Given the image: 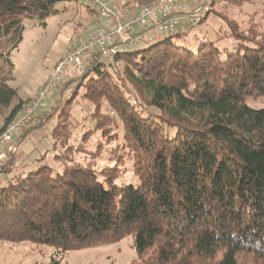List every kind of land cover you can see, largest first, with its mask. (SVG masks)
<instances>
[{
	"label": "trees",
	"instance_id": "trees-1",
	"mask_svg": "<svg viewBox=\"0 0 264 264\" xmlns=\"http://www.w3.org/2000/svg\"><path fill=\"white\" fill-rule=\"evenodd\" d=\"M74 1L0 0V67L13 71L25 21L45 20L56 4ZM223 1L210 0L211 11ZM227 25L241 37L239 26ZM184 36L160 37L110 61L95 54L80 84L94 101L97 130H120L119 159L131 162L138 183L60 166L49 149L17 153L0 167V241L66 254L132 236L138 264L264 263V107L248 104H264V37L228 53L219 39L196 50L173 43ZM18 99L0 72V111L12 108L0 135L26 111ZM102 100L111 110L104 116ZM56 128L51 136L68 140Z\"/></svg>",
	"mask_w": 264,
	"mask_h": 264
},
{
	"label": "rangeland",
	"instance_id": "rangeland-1",
	"mask_svg": "<svg viewBox=\"0 0 264 264\" xmlns=\"http://www.w3.org/2000/svg\"><path fill=\"white\" fill-rule=\"evenodd\" d=\"M109 1L118 12L127 8L134 10L144 5H139V0ZM209 2L210 0L206 3L204 0H198L190 4L191 13L186 15L190 22L195 20L193 24L184 22L179 29L166 33L155 30L152 34H146L145 38L139 37L138 44L130 50L143 49L163 36L184 33L182 39H173V43L196 50L204 41L219 39L218 47L232 53L241 47L242 43L247 45L246 39L253 36L264 37V0H224L213 12ZM87 6L83 0L58 3L54 6L57 13L45 20L37 18L34 21H25L23 40L11 56L14 69L11 71L7 66H3L0 67V72L7 78L9 85L17 90V103L19 100L26 103V110L50 81L56 65L68 50L85 41L94 24L100 22L97 14H92ZM196 12L198 17L193 18L192 15ZM205 14L203 23L197 24L199 18ZM228 21H233L239 26L241 37L237 39L231 35ZM92 57L85 60L81 74L72 72L58 87L54 96L40 105L37 112L40 117L34 122L32 120L17 136V150L13 154L10 153L5 162L17 153L21 156L49 149L56 154V162L60 166L66 161L72 162L82 167H91L97 172L108 171L106 176L114 177L117 185L138 183L131 162L119 159L123 147L122 136H118L120 130L109 129L105 130V133L97 130L98 117L95 116L94 101L86 98L84 88L80 87L85 81L84 72ZM124 66V63L115 64L119 70L118 76H121ZM127 86L132 92L131 85L127 83ZM97 101L100 102L98 99ZM248 104L254 108L264 107L260 102L249 101ZM101 106L103 116L111 111L106 100L101 101ZM11 110L12 108L0 111V130ZM148 112L158 114L155 109H149ZM40 123L41 126L38 127ZM62 124L66 127H62ZM55 128L57 131L61 130L62 134L66 133L65 138L68 140L61 142L52 137L51 133ZM5 151L8 152V149ZM5 162L0 167L4 166ZM111 168L115 170L110 171ZM134 244V237L130 236L118 243L58 254L56 249L47 246L0 241V264H49L54 257L60 259L61 264H138L139 258ZM245 264L264 263L247 259Z\"/></svg>",
	"mask_w": 264,
	"mask_h": 264
},
{
	"label": "built area",
	"instance_id": "built-area-1",
	"mask_svg": "<svg viewBox=\"0 0 264 264\" xmlns=\"http://www.w3.org/2000/svg\"><path fill=\"white\" fill-rule=\"evenodd\" d=\"M95 10L100 22L94 24L85 41L72 46L58 62L50 81L40 90L31 107L14 119L0 135V165L8 155L17 150L16 138L37 116L38 109L68 79L69 75L83 72L87 58L99 55L110 60L138 44V34L148 28L166 33L179 29L185 19L178 15L183 6L186 14L191 13L190 3L194 0H155L136 10L124 9L118 12L109 0H83ZM198 17V12L192 15ZM192 21L189 24H193ZM8 149V152L5 151Z\"/></svg>",
	"mask_w": 264,
	"mask_h": 264
},
{
	"label": "crops",
	"instance_id": "crops-1",
	"mask_svg": "<svg viewBox=\"0 0 264 264\" xmlns=\"http://www.w3.org/2000/svg\"><path fill=\"white\" fill-rule=\"evenodd\" d=\"M142 1L141 0H139L138 1V4H140ZM193 2H198V0H194V1H192L190 4H192ZM136 9H138V8H136ZM136 9H134V10H136ZM178 15L180 16V17H182L183 19H185V23H188V22H190L191 20L189 19V18H187V15H186V7L185 6H183L182 8H181V10L178 12ZM191 23V22H190ZM93 26V25H92ZM92 26H91V28H92ZM155 30L153 29V28H148V29H146L145 31H142V32H140L138 35L140 36V38L142 37H144L146 34H152L153 32H154ZM145 38V37H144Z\"/></svg>",
	"mask_w": 264,
	"mask_h": 264
}]
</instances>
